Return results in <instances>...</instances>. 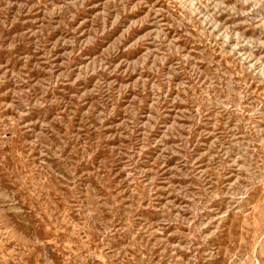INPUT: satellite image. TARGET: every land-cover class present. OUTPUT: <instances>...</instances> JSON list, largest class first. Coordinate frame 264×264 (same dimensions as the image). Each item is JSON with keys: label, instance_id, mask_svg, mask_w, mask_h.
Instances as JSON below:
<instances>
[{"label": "rangeland", "instance_id": "obj_1", "mask_svg": "<svg viewBox=\"0 0 264 264\" xmlns=\"http://www.w3.org/2000/svg\"><path fill=\"white\" fill-rule=\"evenodd\" d=\"M0 264H264V0H0Z\"/></svg>", "mask_w": 264, "mask_h": 264}]
</instances>
